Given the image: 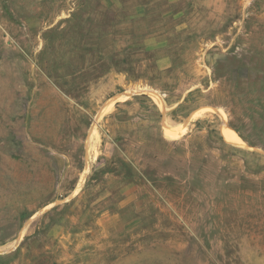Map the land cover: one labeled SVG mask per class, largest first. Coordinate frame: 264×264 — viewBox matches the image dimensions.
I'll list each match as a JSON object with an SVG mask.
<instances>
[{"label": "rangeland", "instance_id": "374dc122", "mask_svg": "<svg viewBox=\"0 0 264 264\" xmlns=\"http://www.w3.org/2000/svg\"><path fill=\"white\" fill-rule=\"evenodd\" d=\"M188 95L202 104L173 115ZM206 118L229 124L254 179L235 214L213 183L185 209L129 177L164 153L148 138ZM0 264H264V0H0Z\"/></svg>", "mask_w": 264, "mask_h": 264}, {"label": "trees", "instance_id": "16d2710c", "mask_svg": "<svg viewBox=\"0 0 264 264\" xmlns=\"http://www.w3.org/2000/svg\"><path fill=\"white\" fill-rule=\"evenodd\" d=\"M233 80L236 82V79ZM234 89L230 92L231 94L234 93ZM134 99L140 110H143L144 117L148 116L151 126L157 128L158 132L161 119L158 107L145 94L136 95ZM125 103L130 104L131 102ZM199 104L202 103L188 95L172 110V113L182 117L193 106ZM205 104L225 106L231 116L230 125L244 138L234 119L235 112L231 107L223 102L215 101ZM112 118L123 122L129 121L130 117H125L118 107V111L112 115ZM195 123L196 132L188 139L168 141L160 134L148 138L145 143L147 147L153 149L155 143L161 141L164 153L159 156L156 151H149L142 156L141 163L144 169H140L141 171H137L131 163H127L131 169L129 177H139L142 182L149 181L153 186H162L167 194L175 195V204L185 209L194 206L195 194H198L196 186L201 184L207 186L213 183L216 186L213 198L218 206L217 209L235 214L238 207L231 203V199L238 197L243 192V184L246 179L254 180L248 178L240 169L247 162L244 156L245 150L227 143L220 134L216 121L206 118L198 119ZM117 159L120 162L124 161L121 157H117ZM161 163L167 167V170L158 173L156 164ZM225 196L228 197V201L223 198ZM221 221L223 222V220Z\"/></svg>", "mask_w": 264, "mask_h": 264}, {"label": "water", "instance_id": "95a60500", "mask_svg": "<svg viewBox=\"0 0 264 264\" xmlns=\"http://www.w3.org/2000/svg\"><path fill=\"white\" fill-rule=\"evenodd\" d=\"M196 112H197L196 109L192 110L189 113V115H187L179 124H175V123H171V122L169 124H167V125L163 124L162 125V130L165 131L166 129H173L176 126H180L182 128H187L189 126V120H190L191 116H193ZM224 127H230V126H229V124L227 122L221 121L220 127H219V130H220L221 134L223 133Z\"/></svg>", "mask_w": 264, "mask_h": 264}, {"label": "bare ground", "instance_id": "6f19581e", "mask_svg": "<svg viewBox=\"0 0 264 264\" xmlns=\"http://www.w3.org/2000/svg\"><path fill=\"white\" fill-rule=\"evenodd\" d=\"M229 129V131H225V138L230 141V142H236L238 140H236V138L233 136V132H232V129L231 128H227ZM232 132V133H231Z\"/></svg>", "mask_w": 264, "mask_h": 264}]
</instances>
